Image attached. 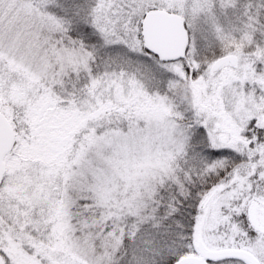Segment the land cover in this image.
Returning <instances> with one entry per match:
<instances>
[{"label":"snow or ice","instance_id":"snow-or-ice-1","mask_svg":"<svg viewBox=\"0 0 264 264\" xmlns=\"http://www.w3.org/2000/svg\"><path fill=\"white\" fill-rule=\"evenodd\" d=\"M0 264H264V0H0Z\"/></svg>","mask_w":264,"mask_h":264}]
</instances>
